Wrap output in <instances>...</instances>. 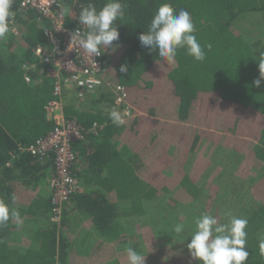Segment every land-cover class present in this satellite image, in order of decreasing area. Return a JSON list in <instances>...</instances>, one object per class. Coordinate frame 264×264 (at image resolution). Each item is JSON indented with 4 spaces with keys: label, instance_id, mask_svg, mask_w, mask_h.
<instances>
[{
    "label": "trees",
    "instance_id": "trees-1",
    "mask_svg": "<svg viewBox=\"0 0 264 264\" xmlns=\"http://www.w3.org/2000/svg\"><path fill=\"white\" fill-rule=\"evenodd\" d=\"M90 2L99 10L108 0H63L68 27H76L81 8ZM121 2L125 15L116 21L119 40L113 42L115 50L102 53L103 63L110 80L123 85L129 102L147 115L116 126L100 111L63 107L65 118L76 121L83 131L82 139L72 144L73 170L89 188L71 200L106 240L82 258L72 253L63 234L65 215L59 228L49 222L50 194L48 199L38 194L47 173L48 178L53 174V162L39 160L27 148L54 127L47 107L58 98L44 72L24 69L38 61L35 48L47 46L43 35L47 24L38 22L34 11L15 13L14 0L12 11L21 33L0 40V201L10 210L9 221L0 226V264H48L56 254L62 264H127L122 244L126 235L133 236L135 219L151 225L137 226L145 264H199L187 249L190 237L184 247L162 246L145 219L147 211L160 204L155 214L162 225L167 221L166 227L158 225L162 231L171 234L177 223L185 229L188 223L195 227L202 211L180 217L189 208L203 206L202 180L210 173V161L202 156L205 145L228 149L239 158L233 172H227L229 178L248 179V210L242 199L232 196L228 197L231 202L219 197L217 204L214 193L208 204L219 209L213 216L220 220L236 209L226 212L229 204L243 203V213L237 217L248 221L246 264H264L259 249L264 235V81L260 87L253 83L260 76L258 57L264 51L262 28L255 26L264 21V0ZM166 2L177 11H188L200 44L212 45L211 51L205 49V61L197 62L181 49L174 64H165L156 52L141 46L139 35L147 31L157 7ZM249 15L260 18L251 30L246 24L238 25ZM122 65L126 73L119 71ZM25 74L30 83L25 82ZM189 158H194L192 168L186 170ZM211 187L213 192L218 190ZM13 211L18 216L12 217ZM42 220L47 227L33 232L27 242L22 225L36 226ZM111 241L114 250L105 245Z\"/></svg>",
    "mask_w": 264,
    "mask_h": 264
},
{
    "label": "clouds",
    "instance_id": "clouds-1",
    "mask_svg": "<svg viewBox=\"0 0 264 264\" xmlns=\"http://www.w3.org/2000/svg\"><path fill=\"white\" fill-rule=\"evenodd\" d=\"M13 3L14 0H0V40L6 39L11 31ZM124 9L121 0H108L99 10L93 3H88L81 8L78 17L80 27L71 33L70 44L74 43L92 60L109 48L115 50L113 42L119 40L120 36L116 21L124 17ZM81 26L86 31H82ZM195 32L191 14L184 9L177 11L171 3L166 2L157 7L147 31L142 32L138 39L142 47L156 52L165 64H174L181 49L195 61L203 62L206 59L205 49L211 51L212 45L202 46ZM258 61L260 76L253 82L256 87H260L264 81V51H261ZM119 71L126 73V65H122ZM108 118L116 126L125 122L124 116L116 108L108 111ZM12 198L15 199L14 196ZM227 215L231 217L227 223H219L216 217L208 213H202L195 219V230L187 243L192 260L199 261V264H246L249 257L246 248L248 221L231 213ZM11 216H18V212H11ZM9 218L8 205L0 201V226L5 225ZM184 229L183 223L173 226V232L177 235L182 234ZM259 249L264 256V241L260 242ZM125 251L127 264H145L146 255L136 248L129 246Z\"/></svg>",
    "mask_w": 264,
    "mask_h": 264
},
{
    "label": "built area",
    "instance_id": "built-area-1",
    "mask_svg": "<svg viewBox=\"0 0 264 264\" xmlns=\"http://www.w3.org/2000/svg\"><path fill=\"white\" fill-rule=\"evenodd\" d=\"M64 4L63 0H17L15 12L34 11L38 22L44 21L47 24L43 29L47 46L36 47L34 55L38 61L24 66V69L44 72L52 80L53 96L58 99L49 102L47 112L54 127L28 147L27 152L39 160L50 159L53 162V174L48 178L51 205L48 221L57 228L60 227L66 205L82 187L81 178L73 170L76 155L72 144L82 139L83 131L76 121L65 118L63 107L68 105L65 103L66 97L74 99L73 105H80L90 95L97 94L111 101L113 108L124 116V121L133 118L135 114L125 87L107 76L103 56L93 57V61L74 43L70 44L71 33L80 25L78 22L76 27H68L65 21L67 6L65 9ZM10 27L9 34L20 35L15 14ZM81 30L86 31L82 26ZM24 80L26 83L31 81L27 74ZM104 102L100 101L101 104ZM48 264H62L58 254Z\"/></svg>",
    "mask_w": 264,
    "mask_h": 264
},
{
    "label": "rangeland",
    "instance_id": "rangeland-1",
    "mask_svg": "<svg viewBox=\"0 0 264 264\" xmlns=\"http://www.w3.org/2000/svg\"><path fill=\"white\" fill-rule=\"evenodd\" d=\"M256 19H260V18L258 16H255V15H249V16L242 18V20L240 21V23H238V25L240 24L242 26V25L246 24L247 28L251 30L252 29L251 24L255 25L254 22ZM261 19H262V17H261ZM255 26L261 27L262 28V35H264V21H262V23H259ZM238 28H240V27L238 26ZM256 35H258V34L256 33ZM262 39L264 40V37ZM100 107L102 108V112L106 113V118H108V111L111 110L114 106L112 105L111 101H105L104 103L100 104ZM202 156L204 158H207L210 161V173L207 176H205V174H204L205 178L202 180V184L205 185V187H204L205 192L202 194V197H201V203L203 202V206L199 205L194 209L193 208H189V209L187 208L188 212H186L185 216L181 215L180 219H184L185 217L191 215L192 211H195V212L202 211L203 213H208L211 215H213L214 213H218L219 209H217V211H216V208L214 210L212 204L211 205L208 204L209 203L208 198L213 193H214L213 200H216L217 204H218V198L219 197L231 202V200H229L228 197L232 196V199L236 198V197L239 198L240 200L242 199V201L244 203V207H247V208H245V211H246V209L248 210V208H249L247 206L249 203V201L247 199L249 196L248 179L229 178L228 177L229 172H227V170L233 172V170L235 168V163H236L235 160L239 159L238 156L235 153H233L232 151H229L228 149L224 150L223 148H220V147L215 148V149L212 147V149H211V148L207 147L206 145L204 148V155H202ZM193 159L189 158L187 165H185V167H184L186 170H190L192 168L191 165H192ZM257 174L258 173H255V174L253 173L254 176H257ZM211 177H212V179H211ZM209 184H211V185L209 186ZM219 185L221 187H219ZM211 186H217L218 190L216 192L215 191L213 192L212 191L213 188ZM220 188H221V190H220ZM249 189H250V187H249ZM243 203L232 202V204H229V208L226 209V212L230 211L233 207H236V209H234V211L232 213V216H236V217L241 216L240 213H243V209H242ZM164 206H166V205L164 204ZM185 206H188V204ZM169 208L172 209L174 207L169 206L168 209ZM159 210H160V204L158 205V207H156L154 209L153 212L147 211L148 217L145 219V222H149V224H152L153 229L152 228L151 229L156 236V240H158L162 246L172 247L173 249H176L179 247H184L186 238H189L191 233L195 229V227L193 228V223H188L187 228L182 233V235L186 236L185 239L183 240V236L181 234L177 235L173 231L171 232V234H169V233H166L165 231H162L164 229L161 230V228H158V225L159 226L161 225L163 227L167 226V221L165 222L164 225H162L161 224L162 220H159L158 214H155L156 212H159ZM220 212H222V211H220ZM230 218L231 217L228 216L225 219H220V220L218 219V220H219V223H227L230 220ZM135 220H133L134 221L133 226H135L133 236L129 237L128 235H126V242L124 244H122V247L127 248L129 246H132V247L136 248L137 251L143 253V250H144L143 241H142V243L140 242L141 241L140 233H139L140 231H138L137 226H147V227L149 226L150 227L151 225H146V224L143 225L144 223L141 220L140 221H135ZM143 228L145 229V227H142L140 229H143ZM157 233L159 235H157ZM263 241H264V235H263ZM166 247H164V248L167 250L168 249L170 250V248H166Z\"/></svg>",
    "mask_w": 264,
    "mask_h": 264
},
{
    "label": "crops",
    "instance_id": "crops-1",
    "mask_svg": "<svg viewBox=\"0 0 264 264\" xmlns=\"http://www.w3.org/2000/svg\"><path fill=\"white\" fill-rule=\"evenodd\" d=\"M73 100L74 99L72 98L66 97L65 103L68 105H73L74 104ZM100 101L104 102L107 100H104L103 96L99 97L97 94H93L90 95L86 101L82 102V104L80 105L75 104L74 108L77 109L78 111H86V112L94 111L93 113H95V111L98 110V112L100 111L101 115L106 118L105 115L106 113L102 112V108L100 107L101 104ZM130 105L133 107L135 112L133 118L131 119L137 117H145L147 115L143 110L135 107L131 103ZM49 175L50 174L47 173V176L43 180L42 185L38 187L39 189L38 194L41 195L44 199L45 198L48 199V195H49V188H48ZM81 185L82 187L79 193L89 191V188L86 182L84 181V179H82ZM64 215L65 217H64L63 234L70 242V249L75 256L77 255L83 258V256H86L87 254H90L94 251L97 243L99 244L100 242L101 243L104 242L105 239L103 240V238H101L97 233L96 229L93 226H91V224H89L88 217L86 216V214L82 213L80 210L76 208L73 200H70V202L66 205ZM31 225L33 224L29 222L28 224L26 223L23 224L21 227L22 229L21 234L23 235V237L27 242L30 241L29 238L33 232H35L38 229H45L47 227L45 226L43 220L39 222L38 225L36 226H31ZM111 243L112 241L108 243L105 242V245H109L114 250V247L112 246Z\"/></svg>",
    "mask_w": 264,
    "mask_h": 264
}]
</instances>
